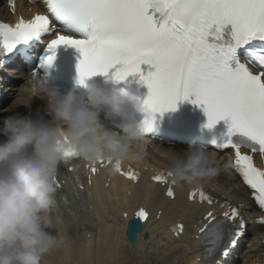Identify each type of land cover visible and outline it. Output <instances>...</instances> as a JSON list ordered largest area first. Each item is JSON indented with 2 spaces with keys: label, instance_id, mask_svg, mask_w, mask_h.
Masks as SVG:
<instances>
[{
  "label": "snow or ice",
  "instance_id": "snow-or-ice-1",
  "mask_svg": "<svg viewBox=\"0 0 264 264\" xmlns=\"http://www.w3.org/2000/svg\"><path fill=\"white\" fill-rule=\"evenodd\" d=\"M43 4L46 14L21 18L14 26L0 23V54L56 31L47 42L51 54L41 58L39 67L51 65L57 46L74 47L80 53L76 65L80 85L109 69H114L113 81H122L139 73L141 63L152 65L154 71L141 75L148 87L141 103L143 131L152 130L154 112L173 109L177 99L191 95L192 103L203 105L207 127L227 120L228 139L212 143L234 151L232 166L264 210V168L255 165L253 155L264 156V0H43ZM64 31L70 34H60ZM241 51L247 62L240 60ZM21 54L31 59L24 49ZM249 63L259 65L261 71L254 72ZM234 133L240 134L236 141L231 139ZM65 157V162L74 158L71 152ZM96 170L93 165L91 171ZM118 172L136 179L120 166ZM169 175L161 171L153 179L163 182ZM53 184L59 188L55 177ZM167 195H174L171 187ZM197 195L201 201L213 202L203 190H191L189 199ZM136 215L144 219L147 212L141 208ZM205 220L199 231L202 242L210 246L203 255L219 252L226 258L245 230L237 208L231 207L220 218L208 211Z\"/></svg>",
  "mask_w": 264,
  "mask_h": 264
},
{
  "label": "clouds",
  "instance_id": "clouds-1",
  "mask_svg": "<svg viewBox=\"0 0 264 264\" xmlns=\"http://www.w3.org/2000/svg\"><path fill=\"white\" fill-rule=\"evenodd\" d=\"M33 97L45 101L49 119L11 115L0 122L5 137L0 140V264H41L66 236L53 184L66 152L89 166L103 161L114 174L124 162L142 159L148 143L141 121H129L120 110L127 97L142 112L138 98L125 91L93 87L86 94L75 88L61 93L45 74L30 73L18 104L27 107ZM102 110L105 118L121 116L119 131L101 122ZM163 155L168 181L177 187H200L221 170L202 146L167 148Z\"/></svg>",
  "mask_w": 264,
  "mask_h": 264
},
{
  "label": "bare ground",
  "instance_id": "bare-ground-1",
  "mask_svg": "<svg viewBox=\"0 0 264 264\" xmlns=\"http://www.w3.org/2000/svg\"><path fill=\"white\" fill-rule=\"evenodd\" d=\"M0 139H4L3 135H0ZM164 151L162 150L161 153ZM144 154V158L132 160L133 165L141 168L146 162H149L153 167L168 165L165 158L160 157L155 151L146 150ZM219 159L225 166L226 154L220 155ZM221 172L223 174L218 173L215 177L203 182L202 185L215 196L220 195L218 197L235 198V196H230V193L243 196L242 186L231 173L232 176H230V171L226 173L221 170ZM219 174L225 177L229 175V177L223 179ZM117 183L119 180L114 178V184L110 190H102L101 187H98L97 198L87 199L84 204H78L72 209L78 215L89 214L86 209L90 205L92 207L90 214H94L93 221L88 222L82 217L76 221H63L66 236L63 237L57 248L42 258L41 264H179L178 260L184 254L192 257L190 251L196 248V245L194 243L191 245L190 239H186L183 244H177L170 241L163 233L165 227H162V223L166 221L170 224V217L196 218L198 215L192 207L181 201V191L177 192L175 200L168 205L159 193V186L150 182L147 172L143 173L142 178L132 188L134 195L130 198H125L122 192L116 190ZM123 185L131 186L126 181H123ZM103 195H113L119 199L106 200ZM138 205H145L152 210L162 208L164 214L161 221L153 223L151 219H148L145 222L142 233L147 231L150 234L153 231L154 234H148L145 240L139 237V240L131 245L124 237L123 220L118 212L124 208L128 209L130 206L136 208ZM86 232L89 233V237H86ZM179 240L176 239V241ZM179 246L185 249H180Z\"/></svg>",
  "mask_w": 264,
  "mask_h": 264
},
{
  "label": "rangeland",
  "instance_id": "rangeland-1",
  "mask_svg": "<svg viewBox=\"0 0 264 264\" xmlns=\"http://www.w3.org/2000/svg\"><path fill=\"white\" fill-rule=\"evenodd\" d=\"M177 151H180V150H177ZM219 176H220V174H219ZM221 178H223V179H225V178H227V177H229V175H227V177H225V176H220Z\"/></svg>",
  "mask_w": 264,
  "mask_h": 264
}]
</instances>
